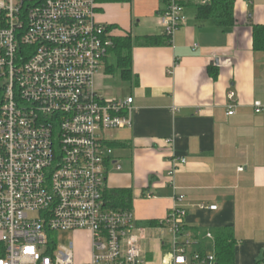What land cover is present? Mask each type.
<instances>
[{
  "label": "crops",
  "instance_id": "1",
  "mask_svg": "<svg viewBox=\"0 0 264 264\" xmlns=\"http://www.w3.org/2000/svg\"><path fill=\"white\" fill-rule=\"evenodd\" d=\"M154 2L138 0L137 11L130 2L110 3L106 9L102 4L98 20L114 28V37H163L160 15L166 3ZM206 2L184 0L186 24L169 45L134 47L129 79L119 72L127 84L125 95L101 91L103 79L116 75L108 70L112 54L102 68L105 77L100 73L96 79L105 99L135 101L132 128L103 135L113 150L107 192L131 190L135 226L146 231L141 247L153 264L172 253V234L161 226L178 205L168 176L172 169L177 194L185 197L179 205L187 213L184 235L192 240L188 254L215 255L217 231L230 229L233 264L264 262V52L254 50L252 32L254 25H264V0H236V22L229 29L198 18V6ZM142 21L147 23L144 33L133 34L134 23L140 27ZM210 70L218 71L217 78ZM232 92L234 102L228 98ZM256 102L262 104L261 113ZM71 234L75 264H89L91 235Z\"/></svg>",
  "mask_w": 264,
  "mask_h": 264
},
{
  "label": "built area",
  "instance_id": "2",
  "mask_svg": "<svg viewBox=\"0 0 264 264\" xmlns=\"http://www.w3.org/2000/svg\"><path fill=\"white\" fill-rule=\"evenodd\" d=\"M164 1L160 23L171 43L186 24L184 0ZM100 10V0H0V264H75L72 244L50 238L61 232L91 235L89 264H153L132 211L107 207L113 150L103 135L132 128L135 101L97 91L114 47ZM254 107L261 113L260 102ZM175 174L168 176L178 205L161 222L172 253L162 264H218L214 254H188Z\"/></svg>",
  "mask_w": 264,
  "mask_h": 264
},
{
  "label": "trees",
  "instance_id": "3",
  "mask_svg": "<svg viewBox=\"0 0 264 264\" xmlns=\"http://www.w3.org/2000/svg\"><path fill=\"white\" fill-rule=\"evenodd\" d=\"M132 0H100L105 3H129ZM236 0H207L205 4L198 6V18L200 20H212L223 29L232 28L235 25ZM112 30L114 28L110 27ZM253 42L255 51L264 52V25H254ZM114 47L110 54L114 56L115 63L109 66L113 74L120 72L121 76L128 80L131 75L133 49L141 46L169 45L170 40L163 37L132 38L131 35L113 37ZM212 76L217 78L218 71L210 70ZM107 207L115 210L132 211L133 194L131 190H115L106 192ZM183 233L185 226L182 228ZM235 238L230 229H219L215 235V257L218 264L234 263Z\"/></svg>",
  "mask_w": 264,
  "mask_h": 264
},
{
  "label": "rangeland",
  "instance_id": "4",
  "mask_svg": "<svg viewBox=\"0 0 264 264\" xmlns=\"http://www.w3.org/2000/svg\"><path fill=\"white\" fill-rule=\"evenodd\" d=\"M144 1V0H141ZM150 3H155V0H148ZM110 3H105L104 4V8L106 9V5H108ZM130 6H132V9L134 11H137V9L139 8L140 4H138V0H132L130 2ZM164 6V5H163ZM138 7V8H137ZM154 21H151L150 26L153 27L154 26ZM145 23L144 21H142L140 27L139 25L134 23V27H133V34L135 35H142L144 33L145 30ZM110 64H114L115 63V59L114 56H110ZM104 70L101 69L99 71V74L102 73L103 77H105L103 74ZM101 88H102V93L106 96L110 95L111 97H117V96H121V95H125L126 93V89L124 87L127 86V84L125 82L122 81L121 76L119 75V72L116 73L115 76L112 77H106L103 79V81L101 82ZM125 92V93H124ZM51 240H55L57 242L58 245L63 246V247H68L70 246V244L72 242H74V238L73 235L71 233H66V232H61V233H55V234H51L50 235Z\"/></svg>",
  "mask_w": 264,
  "mask_h": 264
}]
</instances>
